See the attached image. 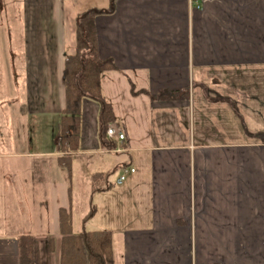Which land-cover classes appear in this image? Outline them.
<instances>
[{"label":"crops","instance_id":"1","mask_svg":"<svg viewBox=\"0 0 264 264\" xmlns=\"http://www.w3.org/2000/svg\"><path fill=\"white\" fill-rule=\"evenodd\" d=\"M18 1L0 0V264H21L23 236L34 264H62L61 209L72 236L111 233L108 264H264V0H117L97 15L99 59L114 64L100 78L113 120L104 132L100 103L84 99L72 153L59 136L35 151L17 117L40 84L31 47L16 54L32 37ZM66 25L70 43L43 73L46 113L61 117L77 45L76 19Z\"/></svg>","mask_w":264,"mask_h":264},{"label":"trees","instance_id":"2","mask_svg":"<svg viewBox=\"0 0 264 264\" xmlns=\"http://www.w3.org/2000/svg\"><path fill=\"white\" fill-rule=\"evenodd\" d=\"M117 0H111L108 11L92 9L76 17V54L68 55L65 62L66 108L62 114L58 132V147L64 153L78 150L81 130V108L84 99L98 101L102 108L104 132L113 120L112 110L100 91L101 74L114 68L111 60L101 61L98 56L94 18L100 14H112ZM70 156L60 162L70 170ZM70 213L61 209L60 227L65 236L62 264H108L112 261V236L110 232H85L71 235ZM33 237L20 238L21 264H34Z\"/></svg>","mask_w":264,"mask_h":264},{"label":"rangeland","instance_id":"3","mask_svg":"<svg viewBox=\"0 0 264 264\" xmlns=\"http://www.w3.org/2000/svg\"><path fill=\"white\" fill-rule=\"evenodd\" d=\"M17 3L15 9L18 13L20 12V15H18L16 20H19L23 24L24 22L27 23L32 37L26 39L27 44H23L16 54L19 55L21 51L26 53L28 52V47H31L32 59L39 65L38 80L40 82L37 103L32 108L30 105L27 106V110L23 114L18 112L17 117L22 118L23 124H26V127L29 129L32 140L29 146L32 149L36 151L41 149L42 145L46 149H50L57 139L61 116L58 113H46L49 111L44 105L47 98V76L43 73H45L51 57L52 62L56 63L58 55L63 52L58 46L61 47L62 43L66 41L65 39L70 43V38L65 35L69 29L66 24L72 22L74 24L76 17L86 11L108 7L109 0H20ZM1 17L2 15H0ZM9 18L11 19V17ZM4 20L2 19L1 21ZM64 32L65 34H63ZM70 48V45H68L66 52L69 53ZM55 76L57 80V71L55 72ZM56 80L55 88L57 90L58 85ZM4 113V110H0V116L4 115ZM35 138H39L40 140L38 139L37 141ZM75 162L76 167H78V169L74 170L75 179L79 178L80 181L82 180V156L76 157ZM80 186L82 188V181ZM80 191V195L75 193L77 198H82V190L80 189ZM73 202L78 219L81 215L82 200H73Z\"/></svg>","mask_w":264,"mask_h":264},{"label":"built area","instance_id":"4","mask_svg":"<svg viewBox=\"0 0 264 264\" xmlns=\"http://www.w3.org/2000/svg\"><path fill=\"white\" fill-rule=\"evenodd\" d=\"M107 135L111 140L117 143H122L126 139L125 133L123 132L122 128L117 125H110L107 129ZM130 172H135V170L130 169ZM127 174L128 171L125 170V172L120 176L118 184H122L126 180Z\"/></svg>","mask_w":264,"mask_h":264}]
</instances>
